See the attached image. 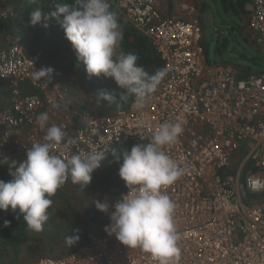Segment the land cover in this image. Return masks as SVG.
<instances>
[{
	"label": "built area",
	"instance_id": "2783aa9c",
	"mask_svg": "<svg viewBox=\"0 0 264 264\" xmlns=\"http://www.w3.org/2000/svg\"><path fill=\"white\" fill-rule=\"evenodd\" d=\"M109 3L126 27L145 37L167 70L147 107L133 108V97L122 110L77 114L76 119L62 70L10 32L0 49V78L11 95L0 109V154L12 149L26 156L32 144L42 143L46 129L36 118L45 112L48 127L59 126L65 140H76L69 149L57 147L54 154L63 158L90 151L107 157L118 149L120 155L124 145L150 142L160 124L179 123L182 134L164 151L184 174L163 191L176 204L180 264H264V186L254 189L249 183L264 181V72L244 74L231 64L209 63L199 20L166 17L169 0ZM251 4L249 26L264 54V0ZM183 8L187 14L197 10ZM15 17L13 8L0 6V19ZM44 67L54 69L50 80H34L32 73ZM128 193L125 187L118 200ZM109 223L90 231L73 252L33 264H157L139 248H127L108 235Z\"/></svg>",
	"mask_w": 264,
	"mask_h": 264
},
{
	"label": "clouds",
	"instance_id": "9594fccd",
	"mask_svg": "<svg viewBox=\"0 0 264 264\" xmlns=\"http://www.w3.org/2000/svg\"><path fill=\"white\" fill-rule=\"evenodd\" d=\"M53 19L64 30L89 78H110L124 90L120 101L134 96L133 108L147 107L167 70L149 74L138 66L135 53H117L122 32L109 0H74L72 5L56 2L50 12L41 8L30 12L32 26L42 24L47 28ZM53 72L54 69L44 67L35 70L32 77L46 83ZM95 101L117 102L113 94L103 90L96 94ZM48 121L46 112L37 116V125L46 133L42 143H34L26 150L25 159L17 161L0 154V164L11 160L6 165L12 176L8 182L0 180V210L11 209L17 219L22 215L28 229L34 232L43 230L53 205L51 197L58 189L71 178L83 190L106 158L102 151H90L84 156L77 153L68 158L54 154L58 146L69 149L76 140H65L64 131L56 125L48 127ZM182 132L179 123H162L153 131L150 142L134 145L122 156H116L119 176L129 193L114 204L107 199L94 201L96 208L109 216L105 232L127 248H139L149 254L157 264H180L182 255L174 220L176 204L163 191L184 174V169L164 151V146L175 143ZM249 183L254 189L264 186L260 179H250ZM3 226L10 227L11 221L5 220ZM79 239V229H72L65 243L73 246Z\"/></svg>",
	"mask_w": 264,
	"mask_h": 264
},
{
	"label": "rangeland",
	"instance_id": "374dc122",
	"mask_svg": "<svg viewBox=\"0 0 264 264\" xmlns=\"http://www.w3.org/2000/svg\"><path fill=\"white\" fill-rule=\"evenodd\" d=\"M201 2L206 5L205 10L202 9ZM197 3L199 11L196 18H199V21L204 26V42L208 48L209 59L212 63L218 62L221 64L222 62H227L243 73H246L248 68L255 72H264V54L255 45L254 34L249 26V18L246 16L234 18L229 16L224 12L220 0H197ZM11 32H17V30L13 29ZM36 36L32 34V38H36ZM31 40L34 41L35 39ZM3 42H0V49L3 47ZM46 42L47 40L42 38L36 39L35 43L37 44H34V47L39 48V44L47 46ZM223 43L226 44V49L220 56H216V45L221 46ZM47 49H49V46H47ZM43 51L45 52L44 49ZM71 52L75 53L73 47ZM63 53L57 54L56 50V55L62 56L61 58L64 60V68H70L72 65L70 53H66L65 50H63ZM55 64L58 65V62ZM75 70L74 76L67 80L68 84L66 85L68 106L72 115L79 114L82 109L86 111L85 113H113L126 108L131 102L132 97L120 101V96L124 90L120 89L114 80L103 76L89 78L84 69L80 70L77 67ZM101 90L113 94L117 102L109 104L107 101H102L98 104L95 98L96 94ZM132 147L133 145H124L120 155H118V149L115 154L109 155L104 159L101 167L92 174L91 184L83 190L80 188L77 194L78 198L76 196L77 201L78 199L80 201L79 211L76 208L77 211L65 205L61 206L62 203L59 201L49 211V219L45 223L46 225L44 224L45 230L43 231L60 238V243L54 244L58 253L68 252L69 248L72 247L65 243V237L71 235L72 229H79V235L84 231L87 232V230L101 231L103 229L104 223L108 221V218L106 214L96 208L94 201L96 199L102 201L107 199L114 204L118 200L117 188L120 187L122 191L127 186L119 176V163L116 161V156H122L125 151L130 150ZM19 155L22 156L20 153L12 152L6 157L18 160ZM8 163L11 164V160ZM75 214H78V216ZM68 225L71 227H68L69 231L58 228ZM67 233L69 235H66ZM40 250V245L32 243L24 246L22 255L29 260L30 264H33L41 259V256L39 257Z\"/></svg>",
	"mask_w": 264,
	"mask_h": 264
},
{
	"label": "trees",
	"instance_id": "16d2710c",
	"mask_svg": "<svg viewBox=\"0 0 264 264\" xmlns=\"http://www.w3.org/2000/svg\"><path fill=\"white\" fill-rule=\"evenodd\" d=\"M222 8L224 12H226L231 17L236 16H246L248 17L250 15V11L248 10V6L251 3V0H220ZM60 2V3H67V4H74V0H7V3L3 4L0 3V6H8L13 8L16 11V17L14 19H11L10 22L8 20L0 19V32H3L4 35L10 33L13 29H16L18 35H21L26 42V44L31 46V43H35L36 39L40 38V33L42 30L47 29H53L54 31V41L57 45V50L59 53H63V50L66 51V53H70V62L72 63V67L70 70H73L75 73V68L79 67L80 70H83V66L77 61L76 54L74 52H71L72 50V44L70 41L66 39L65 32L62 29V27L59 25V23L53 19L49 23V26L45 28L42 24L32 26L30 24V12H32L36 8H41L45 12H50L53 10L54 3ZM196 9L199 11V5L198 3H195ZM111 10L114 11L117 14L116 8L114 4H110ZM206 5L204 4L202 9L205 10ZM197 11V12H198ZM118 23L120 25V30L122 32V40L120 41L119 48L117 49V53H135L138 56L137 64L138 66H141L147 71L149 74H154L157 70L161 69L164 65L163 60L161 57L157 54L155 49L146 42V39L143 35L140 33L126 27L122 22L121 19L118 17ZM199 20V18H198ZM202 30H203V44L205 47V52L207 56V60L209 63H212V61L209 59V52L208 48L204 42L205 35H204V26L199 21ZM50 29V30H51ZM32 34H37L36 38H32ZM39 37V38H37ZM31 39H35L34 41ZM226 49V44L223 43V45H216L215 49V55L220 56L222 52ZM260 49V48H259ZM262 52V51H261ZM65 54V53H63ZM59 63V67L64 66V60L63 58H59L57 61ZM218 63V62H217ZM255 73V71H252L251 69H247L246 73ZM6 81L2 78H0V109L5 104L7 105L9 101V94L8 91L5 89ZM134 96H132L133 99ZM79 114H83L86 111L82 109L79 111ZM78 115L75 117L78 119ZM14 152V150L9 149L5 152H3V156H7L8 154H11ZM22 156L19 155V159L17 161H21L25 159V155L21 153ZM2 159V157H0ZM8 163V161L6 162ZM6 164H0V180L4 182H8L12 179V176L10 175V169L9 166ZM80 187L78 185H74L71 182V178L68 179V181L62 185L58 191L55 193L51 199L53 200L52 207L48 210V213L50 210L53 209V207L56 205V203L59 201L61 202V206H66L68 208L78 210L79 211V204L80 201L76 199V196L78 198ZM121 192L120 187L117 188L118 197ZM118 199V198H117ZM76 208V209H75ZM76 210V211H77ZM93 210V209H92ZM78 216V214H75ZM107 218L109 220V216L107 215ZM5 220L11 221V226L8 228H5L3 226V222ZM81 223V222H79ZM46 225V224H45ZM45 225L43 226V230H45ZM69 228H71L69 225L65 227H58L63 230L69 231ZM40 232H34L30 231L24 222L23 216L21 215L19 219L16 218V213H13L11 209H9L7 212L0 210V264H30L29 260L23 257L22 251L24 249V246L36 243V245L41 246L40 258L44 257H61L63 255H66L68 253L73 252L76 248L83 245L87 239V234L90 232L87 230L82 232L80 236L79 241L74 244L71 248H69V251L58 253L56 251V247L54 244L60 243L59 237H57L54 234L44 233V231ZM72 234V232L70 233ZM66 235H69L68 233ZM46 253V254H45ZM54 255V256H52ZM60 255V256H59Z\"/></svg>",
	"mask_w": 264,
	"mask_h": 264
},
{
	"label": "crops",
	"instance_id": "0c3cea01",
	"mask_svg": "<svg viewBox=\"0 0 264 264\" xmlns=\"http://www.w3.org/2000/svg\"><path fill=\"white\" fill-rule=\"evenodd\" d=\"M169 6H168V8L164 11V15L166 16V17H174V18H176V19H180V20H184V21H190V20H193V19H195L196 18V15H197V11L198 10H196V12L194 13V14H190V13H186V12H184V8H183V6L184 5H193V6H195L196 7V5H195V3H197V0H169ZM201 5H202V7H203V5L204 4H202V2H201ZM253 8V6H252V4L250 3L249 4V6H248V10L250 11V15L248 16V18L250 19V17H251V14H252V9ZM236 17H239V16H236ZM10 20L11 19H8V21L10 22ZM51 29V28H50ZM47 29V30H42V32L40 33V38H42V39H44V40H47V42H46V44H47V46H49V49H47V46H41L40 44L38 45L39 46V48H35L34 47V44H37V43H31V46L30 45H28V47L32 50V51H40V52H42L43 54H44V57H45V59L49 62V63H53L56 67H58L59 69H61L62 70V72H63V75H64V84L65 85H67L68 83H67V80H70V78H72V76H74V72H73V70H70V68L72 67H70V68H64V66H62V67H59V63H58V65L57 64H55L58 60H59V58H61L60 57V55H56V50H57V45H56V43H55V41H54V31H52L53 29ZM251 30V29H250ZM252 31V30H251ZM12 33H15V34H18V33H16V32H12ZM252 33H253V31H252ZM8 34H10V33H8L7 32V34H5L4 35V33L3 32H0V42L1 41H4L3 42V47H5L6 45H7V35ZM254 34V33H253ZM35 35H37V34H35ZM38 36V35H37ZM37 38H39V37H37ZM254 42H256V35L254 34ZM256 45V47L259 49V47L257 46V43L255 44ZM2 47V48H3ZM42 47V48H41ZM41 48V49H40ZM43 49L45 50V52L43 51ZM48 50H50V51H48ZM260 50V49H259ZM59 53V51L57 50V54ZM222 65H224V64H228V65H230L229 63H227V62H222L221 63ZM65 65V64H64ZM237 68V67H236ZM238 69V68H237ZM239 70V69H238ZM240 71V70H239ZM241 72V71H240ZM243 73V72H242ZM250 73V72H249ZM248 73V74H249ZM244 74H247V73H244ZM82 75V74H81ZM75 80V79H74ZM83 83V82H82ZM26 88L28 89V91L29 92H31L32 90L31 89H29V87L28 86H26ZM5 89H6V91H7V87H6V85H5ZM67 92H68V90H67ZM8 94H9V101H10V92L8 91ZM131 101H132V99H131ZM9 103V102H8ZM131 103V102H130ZM130 103H129V105H130ZM128 105V106H129ZM7 105L5 104L3 107H1V109L2 108H4V107H6ZM127 106V107H128ZM26 157V156H25Z\"/></svg>",
	"mask_w": 264,
	"mask_h": 264
},
{
	"label": "water",
	"instance_id": "95a60500",
	"mask_svg": "<svg viewBox=\"0 0 264 264\" xmlns=\"http://www.w3.org/2000/svg\"><path fill=\"white\" fill-rule=\"evenodd\" d=\"M253 9V8H252Z\"/></svg>",
	"mask_w": 264,
	"mask_h": 264
}]
</instances>
